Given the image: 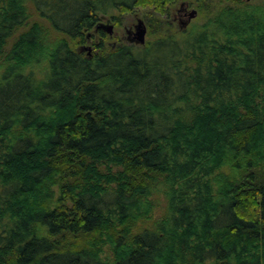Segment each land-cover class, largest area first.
Segmentation results:
<instances>
[{"label": "trees", "instance_id": "1", "mask_svg": "<svg viewBox=\"0 0 264 264\" xmlns=\"http://www.w3.org/2000/svg\"><path fill=\"white\" fill-rule=\"evenodd\" d=\"M174 1L0 0V264H264V5Z\"/></svg>", "mask_w": 264, "mask_h": 264}, {"label": "rangeland", "instance_id": "2", "mask_svg": "<svg viewBox=\"0 0 264 264\" xmlns=\"http://www.w3.org/2000/svg\"><path fill=\"white\" fill-rule=\"evenodd\" d=\"M185 2L187 4V10L194 9L195 14L192 18H190L187 23L184 25L185 28H190L195 25H200L206 21L207 16L210 15L212 10H215L221 5L227 4V5H233L236 2L234 0H210L209 10L205 9H198L197 3L195 0H175L173 4L169 6L168 16L170 18L171 24H172V31L173 32H180L181 29L178 28L179 24L176 20H173V14L176 8H178L179 3ZM237 4L242 5L247 3L248 5H256L259 4L260 6L264 5V0H237ZM144 10H148L147 8H138L136 11L128 14L122 15L120 22L118 24L114 23L111 19H109L108 16H102L99 18V23L102 25H110V33L106 31L105 28H102L104 30L105 36L103 37V41L108 46H113L116 43H135L132 40H128L126 37L128 36L127 31L133 30V25L136 23V19L139 18L143 21L144 27H145V34H144V41L146 40H152L156 38L157 33L154 34H147V29L144 23V20L142 18V12ZM30 20H36L38 21L37 17L35 15L30 16ZM88 35V34H87ZM131 35V34H130ZM98 37L95 35L93 36V39L89 41V39H86V42H84L81 45H76V49L80 50H86L87 53H90L93 51V41H96ZM136 44V43H135ZM82 47H88L87 49H82ZM41 69V67H36L35 70L38 72ZM153 203V207H154ZM154 214V212H153ZM152 214V215H153Z\"/></svg>", "mask_w": 264, "mask_h": 264}, {"label": "water", "instance_id": "3", "mask_svg": "<svg viewBox=\"0 0 264 264\" xmlns=\"http://www.w3.org/2000/svg\"><path fill=\"white\" fill-rule=\"evenodd\" d=\"M195 14L194 9H190L187 12L185 22L182 23L184 26L187 21L192 18ZM95 27H102L105 28L108 33H110V25H102L101 23H98L95 25ZM127 33H130L131 36H127L126 38L128 40L134 41L136 44H142L144 42V34H145V27L143 24V21L139 18L136 19V23L133 25V30L132 31H127ZM82 49H87L88 47H82Z\"/></svg>", "mask_w": 264, "mask_h": 264}, {"label": "flooded vegetation", "instance_id": "4", "mask_svg": "<svg viewBox=\"0 0 264 264\" xmlns=\"http://www.w3.org/2000/svg\"><path fill=\"white\" fill-rule=\"evenodd\" d=\"M187 4L185 2L179 3L178 8L175 9L172 19L176 20L180 27H183L182 23L185 22L186 15L188 10ZM130 31V30H128ZM128 36H131L130 33H127Z\"/></svg>", "mask_w": 264, "mask_h": 264}]
</instances>
